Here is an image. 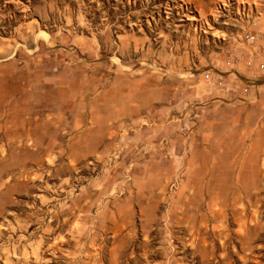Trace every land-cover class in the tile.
Instances as JSON below:
<instances>
[{"label":"rangeland","instance_id":"1","mask_svg":"<svg viewBox=\"0 0 264 264\" xmlns=\"http://www.w3.org/2000/svg\"><path fill=\"white\" fill-rule=\"evenodd\" d=\"M259 62L264 0H0V264H264Z\"/></svg>","mask_w":264,"mask_h":264},{"label":"built area","instance_id":"2","mask_svg":"<svg viewBox=\"0 0 264 264\" xmlns=\"http://www.w3.org/2000/svg\"><path fill=\"white\" fill-rule=\"evenodd\" d=\"M253 37H254V35L251 32H245L244 33V39H245V41H248L249 42V41L253 40ZM248 64L252 65V62L249 60L248 61ZM257 67L259 69H263L264 68V62L257 63Z\"/></svg>","mask_w":264,"mask_h":264}]
</instances>
